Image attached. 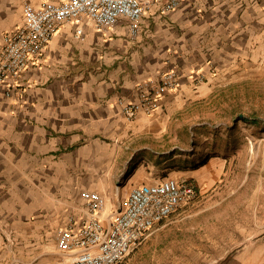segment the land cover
I'll return each mask as SVG.
<instances>
[{"label": "crops", "instance_id": "crops-1", "mask_svg": "<svg viewBox=\"0 0 264 264\" xmlns=\"http://www.w3.org/2000/svg\"><path fill=\"white\" fill-rule=\"evenodd\" d=\"M24 1L0 0V47L22 22ZM140 25L142 33L133 40L125 25L103 36L85 18L82 35L75 37L76 25L65 23L12 95L0 87V221L10 226L0 227V264H46L45 243L52 242L46 227L40 229L46 226L44 213L71 203L80 207L77 189L99 187L67 179L65 189L57 190L61 196L50 192L46 202L45 172L60 180L67 171H120L119 188L125 174L149 171L158 176L141 182L174 178L199 189L228 166L223 158L201 164L193 158V109L238 77L258 74L264 62V0H182L167 13L154 7ZM168 69L177 71L178 87L152 113L126 119L117 98L136 97L138 83ZM34 172L44 177L33 182L31 194ZM240 200L251 205L249 219L232 223L229 234L222 227L208 234L184 224L201 211L172 213L120 264H264V196ZM35 214L39 218L31 221ZM26 241L32 247L25 249Z\"/></svg>", "mask_w": 264, "mask_h": 264}, {"label": "built area", "instance_id": "built-area-1", "mask_svg": "<svg viewBox=\"0 0 264 264\" xmlns=\"http://www.w3.org/2000/svg\"><path fill=\"white\" fill-rule=\"evenodd\" d=\"M182 0H25L22 22L6 33L0 47V87L10 96L21 75L35 65L59 28L76 25L75 37L83 33L86 18L99 34L106 36L117 25H125L131 39L142 33L141 20L154 7L161 13L177 9ZM200 79V78H199ZM201 80V79H200ZM179 85L174 69L137 84L134 98L118 97L126 119L150 114L162 97ZM118 187L116 188V190ZM199 194L187 180L163 178L141 182L117 198L113 211L106 213V196L95 188L81 189V206L67 204L45 214L48 234L60 255L55 264H119L179 207ZM77 209L78 216L74 209Z\"/></svg>", "mask_w": 264, "mask_h": 264}, {"label": "rangeland", "instance_id": "rangeland-1", "mask_svg": "<svg viewBox=\"0 0 264 264\" xmlns=\"http://www.w3.org/2000/svg\"><path fill=\"white\" fill-rule=\"evenodd\" d=\"M258 69L255 70L258 71V74H255L252 79L238 77L237 80L214 92L205 103L199 104L193 109L195 114L192 115V122L196 123L194 135L191 137L193 147L191 154H195L193 158L197 159L199 164L212 157L223 158L226 159L228 166L215 180L210 175V178L205 181L206 186L199 188L198 196L174 212L195 214L201 211L200 214L193 215L190 220L185 221L186 226L208 230V234H216L222 227L229 234L232 223L245 222L249 219L246 215V206L251 205L245 202L239 203V200H246L257 195L264 196V62ZM178 140L177 142L186 144V140L181 141L179 138ZM45 174L44 177L39 172L31 173L32 182L29 184L31 194L36 189L33 182L37 184L39 177L40 179L44 177V184L41 185L46 186L47 194H44L46 202L50 201V192L54 193L55 198L61 196L57 190L62 191L67 179H77L79 183L83 181L99 185V187L92 188L106 196V213L113 211L117 198L124 197L130 186L140 183L141 177L155 178L158 176V173L149 171L137 173L133 177L132 173L125 174V180L128 179L124 185L118 188L116 194L115 184L116 179L120 176V171L93 173L67 171L60 173L62 176L60 180H53L52 172H45ZM79 189L81 188L77 189L75 196L79 195ZM219 197H228V199L225 204H213ZM26 199L25 197V201ZM27 200L32 209V206L36 205L34 195H30ZM34 210L33 208L32 211ZM38 218L39 216L35 214L31 221ZM186 226L182 225V227ZM0 227L10 228L6 221H0ZM45 227L50 238L47 224L45 226L43 223L40 229H45ZM181 234L183 238H188L185 230ZM9 238L11 237L8 236V240H10ZM14 238L13 236V241ZM50 240L52 243L48 241L45 243L46 264H55L59 256L51 238ZM32 244L33 241H26L25 249L27 245L32 247ZM54 252L57 255L56 259H54Z\"/></svg>", "mask_w": 264, "mask_h": 264}]
</instances>
